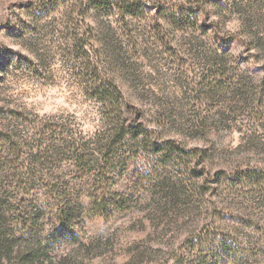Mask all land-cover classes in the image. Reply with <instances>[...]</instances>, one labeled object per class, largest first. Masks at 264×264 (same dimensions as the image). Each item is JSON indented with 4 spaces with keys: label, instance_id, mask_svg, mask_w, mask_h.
<instances>
[{
    "label": "rangeland",
    "instance_id": "374dc122",
    "mask_svg": "<svg viewBox=\"0 0 264 264\" xmlns=\"http://www.w3.org/2000/svg\"><path fill=\"white\" fill-rule=\"evenodd\" d=\"M41 1L0 0V133L24 144L19 164L5 155L0 165L3 230L21 237L40 220L48 233L52 183L74 204L82 238L54 243V264H264V192L250 199L229 190L243 171L264 173V0H215L201 18L208 31L196 33L160 31L153 16L155 7L196 0H137L152 10L126 25L118 15L81 16L84 0H56L41 16ZM77 33L88 34L91 63L157 133L107 179L102 162L75 155L102 125ZM169 140L180 147L170 161L154 150ZM33 163L34 180L19 185L14 175Z\"/></svg>",
    "mask_w": 264,
    "mask_h": 264
},
{
    "label": "trees",
    "instance_id": "16d2710c",
    "mask_svg": "<svg viewBox=\"0 0 264 264\" xmlns=\"http://www.w3.org/2000/svg\"><path fill=\"white\" fill-rule=\"evenodd\" d=\"M214 1L196 0L187 4L178 3L177 5L168 7L167 5L155 7L156 14L153 16L155 19L162 21V24L161 22L160 24L155 22L156 26H159L160 31L166 29L183 33L208 31L209 28L206 27V24L204 26L202 17L203 15L204 17L208 16V8L215 4ZM38 7L41 8V16L48 15L55 11L56 0H42ZM77 9L81 10V16H86L87 11L90 10H93L98 17L118 15L122 20V24L125 25L128 23V18H132L138 23L145 13L144 10H152V8L147 7L145 4H140L137 0H89L87 5L84 0ZM30 13L33 15V18H36L34 10H31ZM70 18L72 19V15ZM87 36L88 34L80 37V33L73 36L74 50H76L77 57L84 61L86 71V77H84L92 83L89 87L90 96L100 105L102 125L92 138V141L84 142V140H81V149L76 150L75 155L83 164L102 162L104 164V173H102L101 178L107 179V172L125 165L128 160L132 159L131 155H137L140 150L149 148L151 144L149 142L150 138L157 133L147 128L143 123V115L124 98L116 81L108 76L103 78L98 67H95L91 63L90 51L86 49L89 41H84ZM99 61H102V59ZM13 116L23 122L30 121L24 113H18ZM40 130L53 132L54 129L52 126L44 125ZM65 131L66 128L64 127ZM47 137L48 135L45 134L36 136L39 141ZM88 143L90 145L86 147ZM23 148L24 144L13 134L0 133V165L1 161L5 160V155H9L10 159L14 158L12 168L19 164V152ZM36 149L38 151L34 157L38 158L41 155V149ZM154 150L156 152H164L166 158L170 161L171 159L178 158L177 152L180 151V147L177 146L175 141L169 140L164 143H156ZM35 165L33 163V166H30L31 170H28L26 173L20 171L14 175V179L17 180L19 185H22L26 181L30 182L34 180L35 176L32 175V167ZM261 174L264 173H261L258 169L243 171L231 183L229 190L233 189L234 195H239L242 198H249L250 196V199H252L251 197L256 190L260 189L261 192H264V175ZM239 187H242L241 189L251 188V191H247L246 195H242L238 190ZM46 188V195L50 196L51 200L46 205L57 208V211L52 214L51 218L55 225L53 224L52 229L46 234L38 227L40 220H32V224L30 222L24 224V230L20 232L21 237L7 234L3 230V224L1 223L3 216H5L2 207L6 202L0 195V264H54L50 258V253L54 249V243L67 241L82 242V238L74 229L77 211L69 199V195L62 193V188L53 186L52 183H49ZM35 202L38 203L39 201ZM213 231L216 232L217 229ZM18 238H27V241L25 244H14L13 241ZM249 250L251 249L244 248L242 251L247 252Z\"/></svg>",
    "mask_w": 264,
    "mask_h": 264
}]
</instances>
